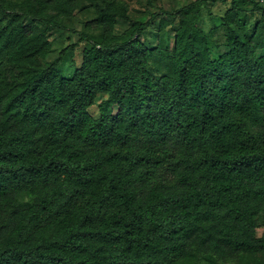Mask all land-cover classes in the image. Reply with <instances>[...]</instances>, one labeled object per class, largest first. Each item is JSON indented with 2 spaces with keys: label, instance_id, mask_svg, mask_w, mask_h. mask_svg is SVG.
Wrapping results in <instances>:
<instances>
[{
  "label": "trees",
  "instance_id": "trees-1",
  "mask_svg": "<svg viewBox=\"0 0 264 264\" xmlns=\"http://www.w3.org/2000/svg\"><path fill=\"white\" fill-rule=\"evenodd\" d=\"M74 1L0 0V264H220L227 251L263 253L264 5L232 0L229 50L217 59L200 25L207 0L133 22L123 42L77 33L90 45L64 77L61 58L47 60L46 29H64ZM104 3L98 21L114 27L127 4ZM248 5L263 18L254 31ZM167 17L179 27L166 31ZM157 18L166 33L151 47L143 36ZM101 94L117 114L91 115Z\"/></svg>",
  "mask_w": 264,
  "mask_h": 264
},
{
  "label": "rangeland",
  "instance_id": "rangeland-1",
  "mask_svg": "<svg viewBox=\"0 0 264 264\" xmlns=\"http://www.w3.org/2000/svg\"><path fill=\"white\" fill-rule=\"evenodd\" d=\"M127 4V14L125 17H118L114 27H109L98 21L99 8L106 0H75L74 9L67 17H61L64 29L50 27L46 29V35L51 42V49L47 55V60L52 63L57 58H61L59 63L60 73L64 77H72L83 59V50L90 43L77 33H82L98 42L109 41L111 43L123 42L133 38V22H146L150 20L154 13L171 11L187 6L197 0H122ZM105 4V3H104ZM232 8V0H207L202 4L201 27L207 34H210V45L212 57L217 59L228 52L227 35L229 30L223 23L226 12ZM247 12V27L254 31L257 23L263 20L260 11H254L251 6L245 7ZM55 14V12H53ZM160 14L158 18H163ZM156 19L152 26L146 30L143 41L148 46H155L162 43V38L166 31L179 27L180 19L167 17L166 31L158 32L160 19ZM26 23L32 24L30 19ZM165 32V33H164ZM172 43L173 33L169 36ZM260 42L262 47L258 52L264 56V32L261 34ZM150 68L157 73L153 65ZM117 114L118 107L108 102V95L101 94L95 106L90 107L89 112L95 118H99L103 110ZM264 131V121L257 127ZM19 202H26L29 199L25 196L18 198ZM7 206H0V222L7 216ZM257 227L258 237H264V212L259 218ZM220 264H264V252L257 255L248 253L227 251L224 255L218 256Z\"/></svg>",
  "mask_w": 264,
  "mask_h": 264
},
{
  "label": "built area",
  "instance_id": "built-area-1",
  "mask_svg": "<svg viewBox=\"0 0 264 264\" xmlns=\"http://www.w3.org/2000/svg\"><path fill=\"white\" fill-rule=\"evenodd\" d=\"M259 1V3H261L262 5H264V0H257Z\"/></svg>",
  "mask_w": 264,
  "mask_h": 264
}]
</instances>
